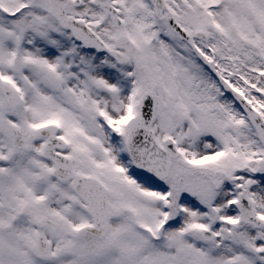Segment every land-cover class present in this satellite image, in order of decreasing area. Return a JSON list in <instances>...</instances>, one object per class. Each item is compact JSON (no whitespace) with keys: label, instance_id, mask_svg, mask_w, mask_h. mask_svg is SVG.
<instances>
[{"label":"snow or ice","instance_id":"obj_1","mask_svg":"<svg viewBox=\"0 0 264 264\" xmlns=\"http://www.w3.org/2000/svg\"><path fill=\"white\" fill-rule=\"evenodd\" d=\"M0 264H264V0H0Z\"/></svg>","mask_w":264,"mask_h":264}]
</instances>
